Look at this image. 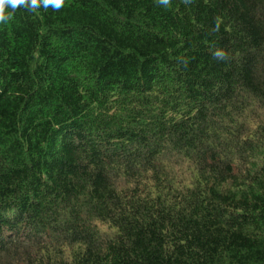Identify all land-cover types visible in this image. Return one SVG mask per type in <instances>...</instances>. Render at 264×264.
<instances>
[{
  "label": "trees",
  "instance_id": "1",
  "mask_svg": "<svg viewBox=\"0 0 264 264\" xmlns=\"http://www.w3.org/2000/svg\"><path fill=\"white\" fill-rule=\"evenodd\" d=\"M0 264H264V0L0 25Z\"/></svg>",
  "mask_w": 264,
  "mask_h": 264
},
{
  "label": "clouds",
  "instance_id": "2",
  "mask_svg": "<svg viewBox=\"0 0 264 264\" xmlns=\"http://www.w3.org/2000/svg\"><path fill=\"white\" fill-rule=\"evenodd\" d=\"M170 0H157V4L167 7ZM64 5V0H0V25L9 24L17 9L34 13L37 10H47L51 8L53 11H59ZM213 56L217 60H225L226 54L222 50H216Z\"/></svg>",
  "mask_w": 264,
  "mask_h": 264
}]
</instances>
